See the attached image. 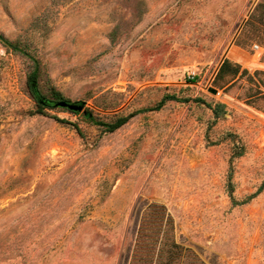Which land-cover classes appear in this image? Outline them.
Segmentation results:
<instances>
[{"label": "rangeland", "instance_id": "obj_1", "mask_svg": "<svg viewBox=\"0 0 264 264\" xmlns=\"http://www.w3.org/2000/svg\"><path fill=\"white\" fill-rule=\"evenodd\" d=\"M260 1L0 0L43 91L143 110L113 132L36 113L29 59L0 43V264H264ZM225 58L249 74L212 93Z\"/></svg>", "mask_w": 264, "mask_h": 264}, {"label": "trees", "instance_id": "obj_2", "mask_svg": "<svg viewBox=\"0 0 264 264\" xmlns=\"http://www.w3.org/2000/svg\"><path fill=\"white\" fill-rule=\"evenodd\" d=\"M256 11H258V15H256L258 21L264 25V0H261L257 6ZM0 43L8 50L14 53H18L29 59L31 63V70L27 75V84L31 89V94L36 102V113H45V109H62L65 111H69L74 114H80L81 112L84 114L85 118L92 122L93 124L102 128L105 132H113L120 128L122 125L127 123L132 117H134L137 113L143 110H136L133 112H129L124 114L123 112H114L108 120L95 115V111L86 107V102L83 100L80 101H71L69 99H65L63 94L50 83V79H46L45 91L40 86L41 80V65L40 60L28 50V48L22 44L20 40H12L5 37L2 33H0ZM247 69H242L239 63L233 62L229 58H225L220 64L215 78L213 80V88H216L217 91L222 89H226L227 85L231 83L236 77L248 75ZM194 78H189L191 82H195ZM168 99H177V96L170 95L165 98H162L154 107L148 109H160ZM70 102L80 109H73L67 106H62L60 102ZM196 101H200L205 103L215 115H218L222 109H224L225 104L220 102H206L203 98H196ZM79 129V128H77ZM261 187L253 194L248 196L244 201L252 198L256 194L261 191Z\"/></svg>", "mask_w": 264, "mask_h": 264}, {"label": "water", "instance_id": "obj_3", "mask_svg": "<svg viewBox=\"0 0 264 264\" xmlns=\"http://www.w3.org/2000/svg\"><path fill=\"white\" fill-rule=\"evenodd\" d=\"M209 90L212 93H218L216 88L210 87ZM59 104L62 105V106H67V107L73 108V109H80L79 107L75 106L73 103H70V102H65L64 101V102H60Z\"/></svg>", "mask_w": 264, "mask_h": 264}, {"label": "built area", "instance_id": "obj_4", "mask_svg": "<svg viewBox=\"0 0 264 264\" xmlns=\"http://www.w3.org/2000/svg\"><path fill=\"white\" fill-rule=\"evenodd\" d=\"M253 48L257 52L260 50V46L258 44H254ZM188 77L189 78H194L195 77V72L194 71L189 72Z\"/></svg>", "mask_w": 264, "mask_h": 264}]
</instances>
